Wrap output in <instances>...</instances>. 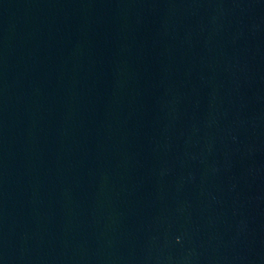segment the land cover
Wrapping results in <instances>:
<instances>
[{
    "label": "water",
    "instance_id": "1",
    "mask_svg": "<svg viewBox=\"0 0 264 264\" xmlns=\"http://www.w3.org/2000/svg\"><path fill=\"white\" fill-rule=\"evenodd\" d=\"M0 264H264V0H0Z\"/></svg>",
    "mask_w": 264,
    "mask_h": 264
}]
</instances>
